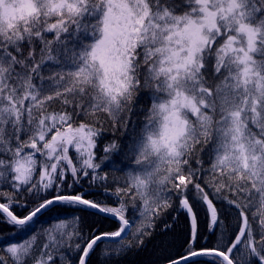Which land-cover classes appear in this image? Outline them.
I'll return each instance as SVG.
<instances>
[{
    "label": "snow or ice",
    "instance_id": "1",
    "mask_svg": "<svg viewBox=\"0 0 264 264\" xmlns=\"http://www.w3.org/2000/svg\"><path fill=\"white\" fill-rule=\"evenodd\" d=\"M180 216L164 264H264V0H0V264H125Z\"/></svg>",
    "mask_w": 264,
    "mask_h": 264
},
{
    "label": "trees",
    "instance_id": "2",
    "mask_svg": "<svg viewBox=\"0 0 264 264\" xmlns=\"http://www.w3.org/2000/svg\"><path fill=\"white\" fill-rule=\"evenodd\" d=\"M141 95L146 96L147 93H142ZM105 139L99 146L100 149L103 148V144L107 143L112 137L111 133L105 134ZM121 141L125 139L123 135L120 136ZM100 155H103V152L100 151ZM101 198V197H98ZM17 211H22L17 209ZM67 213L63 209H59L54 212L48 213L46 216L40 218V223L47 228L52 223L53 217L57 216H65ZM79 215L83 216V221L85 225H89L93 222V217L87 215L86 213H80ZM175 216V213H172ZM167 218V214L165 216ZM201 231L202 235H207V232L204 230L205 225L203 223V216H201ZM105 228L110 229L112 224L110 221H104ZM8 226L4 224H0V232L7 234ZM186 231V223L183 216H180L176 221L175 231H170L167 235H163L160 229L157 230L156 235L154 236L152 243L148 245L147 252H141L139 254L132 253L130 254L125 264H149V262H153V264H164L165 256L169 253H175L179 248L181 243L184 240ZM61 251L65 252L66 255H71L67 252L66 249H61ZM92 264H99V254L92 258Z\"/></svg>",
    "mask_w": 264,
    "mask_h": 264
}]
</instances>
